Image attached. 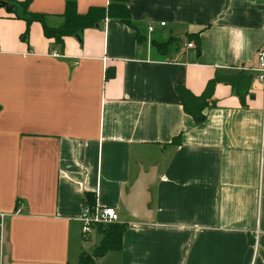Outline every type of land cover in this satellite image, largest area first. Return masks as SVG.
Returning <instances> with one entry per match:
<instances>
[{
  "label": "crops",
  "instance_id": "0c3cea01",
  "mask_svg": "<svg viewBox=\"0 0 264 264\" xmlns=\"http://www.w3.org/2000/svg\"><path fill=\"white\" fill-rule=\"evenodd\" d=\"M127 5L141 43L109 18L62 47L38 22L24 38L25 21L0 8V264H77L93 245L79 221L86 193L126 224L120 250L95 264H264V85L249 70L264 49V0ZM64 7L28 10L57 25ZM169 38L177 45L159 55ZM241 68L253 76L244 106L218 83L202 122L183 111L175 86L198 96Z\"/></svg>",
  "mask_w": 264,
  "mask_h": 264
},
{
  "label": "trees",
  "instance_id": "16d2710c",
  "mask_svg": "<svg viewBox=\"0 0 264 264\" xmlns=\"http://www.w3.org/2000/svg\"><path fill=\"white\" fill-rule=\"evenodd\" d=\"M14 6V9L9 12L14 17L22 19L26 23V29L23 32V37L27 36L30 25L33 22L41 24L43 34L46 38L53 39L54 42L61 47L66 36H75L81 41L82 33L87 28L98 27L106 18L117 19L124 25L132 28L136 32L138 43L145 40L139 34L138 27L131 22L130 10L128 8V0H109L105 7H89L87 12L79 14L76 9V0H65V7L60 14L61 21L57 25H50L47 22V14L30 12L28 5L31 0H4ZM187 40L195 42L197 54L200 53V37L199 33L188 34ZM178 41L175 38H169L165 42H160L157 45V53L162 55L168 45H177ZM253 76L251 73L239 69L232 73H215L208 80L203 92L196 96L187 88L181 85L175 86V92L179 98L180 105L183 111L190 115L196 123L204 120L205 109L209 106L212 99L213 91L218 83L229 85L234 93L239 98L242 106L245 105V99L249 94ZM174 145L180 143L179 136L172 140ZM86 205L94 206L95 199L89 193L85 194ZM126 228L125 223H114L105 226H99L98 231L102 234V238L92 254L82 252L78 258L77 264H95L96 259L104 256L108 251L120 250L123 232Z\"/></svg>",
  "mask_w": 264,
  "mask_h": 264
},
{
  "label": "built area",
  "instance_id": "2783aa9c",
  "mask_svg": "<svg viewBox=\"0 0 264 264\" xmlns=\"http://www.w3.org/2000/svg\"><path fill=\"white\" fill-rule=\"evenodd\" d=\"M160 25H164V22H161ZM147 31L149 33L153 31L150 24L147 26ZM187 46L191 48L194 44L189 42ZM53 55L58 56L56 53H53ZM256 59L257 66L249 70L257 72L255 78L264 85V49L257 52ZM241 69L245 70L244 68ZM262 154H264V146H262ZM79 221L81 225V235L85 240L89 239L90 234L98 229L99 226L120 223L119 215L115 208L111 206H100L98 204H94L92 207L85 205L82 209Z\"/></svg>",
  "mask_w": 264,
  "mask_h": 264
},
{
  "label": "water",
  "instance_id": "95a60500",
  "mask_svg": "<svg viewBox=\"0 0 264 264\" xmlns=\"http://www.w3.org/2000/svg\"><path fill=\"white\" fill-rule=\"evenodd\" d=\"M0 8H4L7 12H11L14 9V6L9 4L7 1L4 0H0ZM77 38V37H76ZM140 181H138L136 183V185L134 186L135 189H137L138 187H140ZM124 206L127 210H129L131 212V214L135 217H139L138 213H136V209L138 210L139 208H136V206L134 207L135 212L132 210V205L133 202L132 201H123ZM6 247H8V244L5 242ZM8 252V251H7Z\"/></svg>",
  "mask_w": 264,
  "mask_h": 264
},
{
  "label": "rangeland",
  "instance_id": "374dc122",
  "mask_svg": "<svg viewBox=\"0 0 264 264\" xmlns=\"http://www.w3.org/2000/svg\"><path fill=\"white\" fill-rule=\"evenodd\" d=\"M96 230H98V229H96ZM91 234H90V239L93 240V245L88 250H86L89 254L93 253V251L95 250L94 247L96 248V244H94V241H95L94 236L95 235L94 234L91 235ZM87 241H88V239L86 240V243H87Z\"/></svg>",
  "mask_w": 264,
  "mask_h": 264
}]
</instances>
